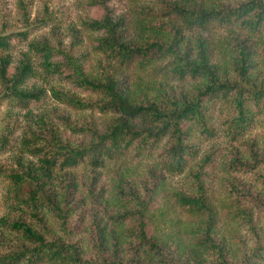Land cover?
I'll return each mask as SVG.
<instances>
[{"label":"trees","instance_id":"16d2710c","mask_svg":"<svg viewBox=\"0 0 264 264\" xmlns=\"http://www.w3.org/2000/svg\"><path fill=\"white\" fill-rule=\"evenodd\" d=\"M107 2L90 0L88 7L95 12L82 22L93 34V50L104 57L96 74L86 65L85 54L74 55L63 44L59 31L52 32L51 41L28 40L26 31L0 35V84L25 109L19 135L8 120L0 133V154L16 148L20 152L13 170L6 173L14 200L0 218V264H260L263 240L250 208L239 196L235 217L254 235L252 247L239 248L238 255L215 238L207 178L220 148H209L199 156L200 145L221 138L227 148V171L246 174L261 162L254 141L248 143L246 135L264 124V0L222 2L208 8L165 3L189 30L227 29L217 59L200 36L195 38L193 53L182 41L179 27L167 40L130 41L124 28L127 22L114 17ZM18 42L25 49L14 57ZM154 63L161 64L173 80L190 79L195 85L181 91L163 83L139 92L118 88L115 66L144 70ZM37 77L40 83L27 85ZM67 87L94 93L96 98H81ZM49 97L74 109L115 115L98 128L90 120L74 121L57 111L52 116L33 111L31 105ZM62 127L76 138L64 135ZM239 145L248 147L251 159L238 152ZM149 156L154 158L149 168L154 179L151 187L147 177L135 184L124 179L130 176L121 171L114 196L106 195L100 180L107 163ZM195 160L188 173L194 193H162L181 209L202 217L199 235L194 234L196 250L183 251L154 234L155 211L150 206L158 184L166 176L184 173ZM81 166L85 168L82 181L73 173L64 174L60 190L54 185L55 170ZM4 172L0 167V175ZM112 174L116 175L115 169ZM240 183L233 178L232 190ZM79 185L84 195L78 201L88 200L92 206L94 238L88 242L93 254L86 253L81 238L75 237L77 227L71 221ZM126 240H132L131 245L123 249Z\"/></svg>","mask_w":264,"mask_h":264},{"label":"rangeland","instance_id":"374dc122","mask_svg":"<svg viewBox=\"0 0 264 264\" xmlns=\"http://www.w3.org/2000/svg\"><path fill=\"white\" fill-rule=\"evenodd\" d=\"M241 0H108L109 8L116 18H123L127 23L124 26L127 37L130 41L135 42L149 37V39L167 40L174 32L175 27H179L182 41L192 49L194 53L195 38L203 37L208 47L212 49L213 59L220 58L218 53L223 50L222 40L225 38L227 29L220 26H212L208 32L201 33L197 29L189 30L182 18L176 16L166 6L169 4H196L205 8L211 7L215 3L234 4ZM90 0H0V35L10 32L26 31L28 40H39L47 38L52 40V32L59 31L63 44L71 49L74 55L85 54L87 57L86 65L89 70L96 74L98 72V61L104 60V57L93 50L91 46V31L85 28L82 23L90 18L95 9L88 7ZM166 3V4H165ZM76 31V33L74 32ZM25 46L18 42L13 49L14 57L18 56V52L24 50ZM262 57L261 54H259ZM114 78L117 80L119 89L127 91L139 92L140 90H148L155 87L158 83L166 86H174L176 91L189 90L194 85V81L173 80L161 67V64H150L144 70L138 66L120 67L115 66L113 70ZM40 83V78H31L27 85ZM71 92L81 98L95 99L94 93L85 92L75 88L67 87ZM34 112L52 113L57 111L69 116L70 119L76 121L90 120L98 128L104 126L114 117L115 112H99L95 109H74L52 98H45L37 104L31 105ZM25 109L21 108L12 97L6 94L4 87L0 84V133L4 127L5 121H10L16 126L15 135H19L24 124ZM57 118L53 116L55 122ZM64 135L69 136V132L62 127ZM76 138V135H70ZM80 136H78L79 138ZM247 142L253 140L254 148L260 157L261 162L256 163L255 169L246 174L229 172L225 169V160L227 158V148L223 139L214 138L200 145L201 154L208 151L209 148H220L213 164L209 165V176L207 180V195L212 202L215 211V238L222 240L232 250V253H242L239 248H250L253 244V234L241 219L237 218L236 206L237 196L241 202L250 208L257 227L259 228L260 238L263 240V248L261 249L260 264H264V124L256 126L246 135ZM238 152L243 157L251 159L248 147L247 149L239 145ZM247 150V151H246ZM20 155L19 149L14 151H6L0 154V167L4 169V174L0 175V218L7 211L9 203L14 200L13 193L10 190V182L6 177V173H10L14 167L15 159ZM27 159L31 157L24 153ZM190 162L186 171L177 176H166L164 180L158 184L159 192L152 194V204L150 208L155 211V230L154 234L162 235L167 239L172 247L187 250H196L193 244L196 242L195 236L199 235L201 227V216H195L181 209L170 195L162 197L165 191H183L188 194L194 193V185L189 172L194 169L195 163ZM253 161V160H251ZM154 165L152 156L135 159H121L118 162L110 161L106 167L101 169L103 183L109 198L114 196V186L121 171H125L124 179L132 181L135 184L138 179L147 177L148 187H151L154 179H151L149 168ZM152 168V167H151ZM150 168V169H151ZM115 169L116 175L112 174ZM85 168L83 166L76 169L55 170L53 178L55 186L60 190L64 174L74 177L80 182L84 177ZM156 173V171H154ZM68 178V177H67ZM235 178L240 180V185H235L236 189L232 190L231 180ZM84 191L79 185L75 192L76 206L71 217L73 225L77 227L75 237L78 236L83 242V247L87 249L86 253H92L90 242L94 238L92 229L91 209L92 206L88 200L82 203ZM46 215L48 213L46 212ZM235 215H237L235 217ZM50 219V218H49ZM132 240H126L123 249L127 245L130 246ZM130 243V245H129Z\"/></svg>","mask_w":264,"mask_h":264}]
</instances>
